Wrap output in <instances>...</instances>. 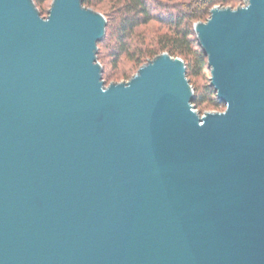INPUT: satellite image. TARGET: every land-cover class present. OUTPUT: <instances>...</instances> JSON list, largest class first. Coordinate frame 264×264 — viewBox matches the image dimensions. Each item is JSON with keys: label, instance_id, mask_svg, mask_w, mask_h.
Listing matches in <instances>:
<instances>
[{"label": "water", "instance_id": "water-1", "mask_svg": "<svg viewBox=\"0 0 264 264\" xmlns=\"http://www.w3.org/2000/svg\"><path fill=\"white\" fill-rule=\"evenodd\" d=\"M193 25L223 111L161 52L105 84V16L0 0V264H264V0Z\"/></svg>", "mask_w": 264, "mask_h": 264}, {"label": "rangeland", "instance_id": "rangeland-1", "mask_svg": "<svg viewBox=\"0 0 264 264\" xmlns=\"http://www.w3.org/2000/svg\"><path fill=\"white\" fill-rule=\"evenodd\" d=\"M51 1L52 0H42L37 3L36 1H34L42 16L47 15ZM93 1L94 3L92 4L84 5L101 12L105 16L106 21H108L109 26L113 28L116 20L118 19L121 13L123 7L122 4L125 2V0H101L98 2L97 0ZM146 1L152 9L153 13L157 14L160 17L166 18L169 15L174 16L176 14L182 15L186 12L189 13L192 8L197 4V0ZM244 3V0H215V3L212 5V7H237L243 5ZM209 13L206 18L209 16ZM206 18L198 19L196 21H205ZM196 21H194L192 25H194ZM167 25V22L164 23L159 20L152 19L149 22L136 27L134 33L129 39L128 53L122 54L117 61L114 60L112 54L114 48V39L108 38L104 43H98L97 59L102 65V78L104 79L105 84L107 85L111 82H120L130 79L137 72L141 65L146 63L149 59L153 58L147 55L137 60V58L139 57L138 53L140 52V50L151 51L154 49L158 50V54L161 52H168L166 50L162 51L160 49L161 44L160 42H158L160 35L169 31ZM194 37H196L195 31ZM172 56L182 58L179 55ZM210 76V69H205L202 74L191 77V85L193 87V90L196 92H202L204 86L210 85ZM209 99L203 102L202 104L195 106L200 114H203L207 111H223L225 109L224 103H216L211 98Z\"/></svg>", "mask_w": 264, "mask_h": 264}, {"label": "trees", "instance_id": "trees-1", "mask_svg": "<svg viewBox=\"0 0 264 264\" xmlns=\"http://www.w3.org/2000/svg\"><path fill=\"white\" fill-rule=\"evenodd\" d=\"M34 1L37 3L42 0ZM92 3H94L93 0H83V4L88 5ZM214 3L215 0H197V4L189 13L186 12L182 15L176 14L174 16L169 15L166 18L153 13L146 0H125L114 27L109 26L107 21L105 35L98 43H104L108 38L114 39L112 54L114 60L117 61L122 54L128 53L129 39L136 27L152 19L164 23L167 22L169 31L161 34L158 39V42L161 44L160 49L168 51L171 55H179L183 58L186 66V75L191 83V77L200 75L205 69H209L206 55L197 38L194 37L192 23L198 19H205ZM156 54H158V50H140L137 60L147 55L152 58ZM209 98L216 103L220 102L213 87L206 85L202 92L194 91L193 104L198 106Z\"/></svg>", "mask_w": 264, "mask_h": 264}]
</instances>
